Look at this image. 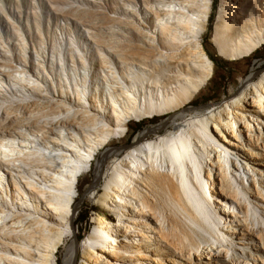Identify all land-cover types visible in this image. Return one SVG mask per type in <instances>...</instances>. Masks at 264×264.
I'll return each instance as SVG.
<instances>
[{
	"label": "bare ground",
	"instance_id": "1",
	"mask_svg": "<svg viewBox=\"0 0 264 264\" xmlns=\"http://www.w3.org/2000/svg\"><path fill=\"white\" fill-rule=\"evenodd\" d=\"M212 3L146 2L150 25L99 54L102 86L87 75L5 109L0 264L263 262L237 245L249 214L264 230V169L254 166H264V69L254 64L220 101L190 104L213 74L203 46ZM210 40L230 60L252 55L264 45V0H220ZM18 75L31 82L26 69ZM157 115L110 146L130 121ZM90 171L80 194L102 214L78 241L79 180Z\"/></svg>",
	"mask_w": 264,
	"mask_h": 264
},
{
	"label": "rangeland",
	"instance_id": "2",
	"mask_svg": "<svg viewBox=\"0 0 264 264\" xmlns=\"http://www.w3.org/2000/svg\"><path fill=\"white\" fill-rule=\"evenodd\" d=\"M150 1L0 0V118L5 116L6 108L19 107L28 102L26 97L31 96L32 91L43 96L53 95L54 83L58 87L61 83L67 90L72 84L75 89L74 83L84 81V77L88 75L90 87L95 90L96 80L102 86L104 73L98 70L99 54L103 52L109 55L108 49L112 46L126 45L131 36L139 37L138 30L149 26V21L153 18V14L145 9V3ZM212 2L203 46L208 56L215 59L213 74L207 85L191 100L192 106H206L220 101L234 91L240 78L246 76L254 64L259 67L258 70L264 69V45L252 55L239 60H230L218 54L210 38L220 0ZM126 3L133 6L127 7ZM21 69H26L31 75L28 85L27 81L18 80ZM164 117L165 115H157L140 122L130 121L125 137L115 139L110 146L123 141L131 142L144 126ZM257 162L254 166L264 169ZM91 175L92 171L79 180L75 221L78 241L92 231L91 216L94 213L102 214L98 205H93L90 200L81 196ZM261 205L263 209L264 206L260 203ZM85 215L87 222L82 218ZM253 216L255 215L247 216L249 233L246 240L241 242L248 247L243 251L240 247L242 244H238L237 250L239 254L260 255L263 262L258 261V264H264L263 223L259 217ZM227 224L226 222L225 226ZM63 252L64 247L60 249L59 258L64 255ZM220 263L229 264L223 259Z\"/></svg>",
	"mask_w": 264,
	"mask_h": 264
},
{
	"label": "trees",
	"instance_id": "3",
	"mask_svg": "<svg viewBox=\"0 0 264 264\" xmlns=\"http://www.w3.org/2000/svg\"><path fill=\"white\" fill-rule=\"evenodd\" d=\"M209 57L211 58V60L213 61V62H215V59H213L210 55H209ZM83 218V220L85 221V222H87V216L85 215L84 217H82Z\"/></svg>",
	"mask_w": 264,
	"mask_h": 264
}]
</instances>
